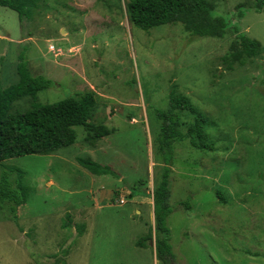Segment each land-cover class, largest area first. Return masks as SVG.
Instances as JSON below:
<instances>
[{
  "label": "rangeland",
  "instance_id": "374dc122",
  "mask_svg": "<svg viewBox=\"0 0 264 264\" xmlns=\"http://www.w3.org/2000/svg\"><path fill=\"white\" fill-rule=\"evenodd\" d=\"M211 1L228 21L224 37L190 35L182 23L142 30L128 0H39L24 21L0 5V91L18 82L25 62L55 82L39 92L40 102L93 90L94 121L114 129L95 147L78 125L73 145L0 162V264H166L150 242L138 245L154 223L138 202L164 172L158 112L172 91L208 118L212 148L175 143L170 264H264V8ZM239 33L261 41L263 51L229 69L224 56ZM29 108L24 97L12 111ZM182 119L186 132L194 114L183 111ZM89 157L114 174L79 163ZM6 193L26 201L18 206Z\"/></svg>",
  "mask_w": 264,
  "mask_h": 264
},
{
  "label": "trees",
  "instance_id": "16d2710c",
  "mask_svg": "<svg viewBox=\"0 0 264 264\" xmlns=\"http://www.w3.org/2000/svg\"><path fill=\"white\" fill-rule=\"evenodd\" d=\"M39 0H0V5L15 10L21 21L30 19L36 11ZM239 4V16L243 17ZM215 5L211 0H128L127 10L130 20L142 30H150L163 24L182 23L190 35L201 37H224L228 29V21L214 14ZM260 12L264 8V0H255L252 6ZM237 28V27H236ZM263 51L261 41L239 33L232 41L225 60L245 64L247 58L260 55ZM18 82L0 91V162L9 158L30 154H52L60 148L73 145L77 140L75 126L81 125L87 131L86 139L95 145L100 139L114 132L105 124L94 121V111L98 104L95 91H85L76 96H69L54 103L39 101L40 91L55 85L53 79L45 75H34L25 62L18 64ZM30 98L31 108L25 111H12L13 105L21 98ZM194 114L187 131L182 126V112ZM161 131L157 138L159 152L164 157V172L154 191L155 229L139 239L138 245L147 247L155 238L157 258L166 264L171 263L173 251L171 230L168 217L172 213L170 204V172L176 142L189 139L198 149L212 146L206 141L208 118L198 110L191 99L184 95L170 93L169 107L158 112ZM79 163L94 174H114L108 165L100 164L92 158H80ZM18 206L26 201V195L8 194ZM134 195V194H132ZM190 208L189 204H184ZM66 224V223H65ZM68 250V249H67ZM69 251H66L68 253ZM56 264H67L57 258Z\"/></svg>",
  "mask_w": 264,
  "mask_h": 264
},
{
  "label": "crops",
  "instance_id": "0c3cea01",
  "mask_svg": "<svg viewBox=\"0 0 264 264\" xmlns=\"http://www.w3.org/2000/svg\"><path fill=\"white\" fill-rule=\"evenodd\" d=\"M102 124V123H101ZM104 124V123H103ZM106 125V124H105ZM110 128V127H109ZM111 129H113V128H111ZM104 138V137H103ZM102 138V139H103ZM101 140V139H100ZM98 143V142H97ZM95 144V145H93V146H98V144ZM93 159V158H92ZM94 160V159H93ZM98 162V161H97ZM101 164V163H100ZM83 174L84 175H86L87 177L88 176H90V178H92V180L94 179V175L93 174H89V173H87V171L86 170H84L83 171ZM121 198H124L123 197V195H121ZM125 199V198H124ZM95 200H97V198L96 197H94V201ZM126 203V202H125ZM138 203H140V205L142 206V207H146V208H148V211H150V213H151V215H152V218H153V221H154V223H153V225L152 226H150L149 227V229L151 228V227H153L154 229H155V222H156V218H155V207H154V199H153V195H151V196H149L148 198L146 197V196H143V198H142V200L140 201V202H138ZM137 212L138 213H142V210L141 209H137ZM85 226V225H84ZM149 231V230H148ZM148 233V232H147ZM153 246H154V249H155V238H153V241H151L150 242ZM154 243V244H153ZM141 247V246H140Z\"/></svg>",
  "mask_w": 264,
  "mask_h": 264
},
{
  "label": "built area",
  "instance_id": "2783aa9c",
  "mask_svg": "<svg viewBox=\"0 0 264 264\" xmlns=\"http://www.w3.org/2000/svg\"><path fill=\"white\" fill-rule=\"evenodd\" d=\"M52 49L54 50V49H55V46H53ZM120 202H121V203L125 202V199H124V198H121V199H120Z\"/></svg>",
  "mask_w": 264,
  "mask_h": 264
}]
</instances>
